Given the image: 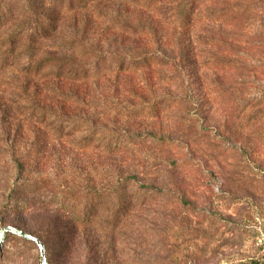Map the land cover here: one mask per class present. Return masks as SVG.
I'll use <instances>...</instances> for the list:
<instances>
[{"label": "rangeland", "instance_id": "obj_1", "mask_svg": "<svg viewBox=\"0 0 264 264\" xmlns=\"http://www.w3.org/2000/svg\"><path fill=\"white\" fill-rule=\"evenodd\" d=\"M82 4L0 0L89 73H0V264H264V0Z\"/></svg>", "mask_w": 264, "mask_h": 264}, {"label": "trees", "instance_id": "obj_2", "mask_svg": "<svg viewBox=\"0 0 264 264\" xmlns=\"http://www.w3.org/2000/svg\"><path fill=\"white\" fill-rule=\"evenodd\" d=\"M82 1L84 2L82 5L86 7L96 0ZM9 23L0 21V31ZM31 25V23L25 22L22 27L12 31L5 38H0V73L9 71L26 78L48 76L51 79L69 80L75 83L83 82L89 77L85 67L81 66L75 58L48 54L45 43L55 31L58 22H52V24L51 22L47 24L36 22L34 28ZM65 45L72 47V44ZM22 58H24L23 67L20 62ZM77 215H79V219L85 221L82 214ZM3 235L4 242L15 239L9 231L3 232Z\"/></svg>", "mask_w": 264, "mask_h": 264}]
</instances>
